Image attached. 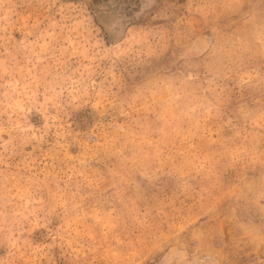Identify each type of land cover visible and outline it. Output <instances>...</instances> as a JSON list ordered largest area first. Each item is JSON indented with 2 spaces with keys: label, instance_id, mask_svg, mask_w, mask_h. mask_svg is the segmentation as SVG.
<instances>
[{
  "label": "rangeland",
  "instance_id": "1",
  "mask_svg": "<svg viewBox=\"0 0 264 264\" xmlns=\"http://www.w3.org/2000/svg\"><path fill=\"white\" fill-rule=\"evenodd\" d=\"M0 264H264V0H0Z\"/></svg>",
  "mask_w": 264,
  "mask_h": 264
}]
</instances>
